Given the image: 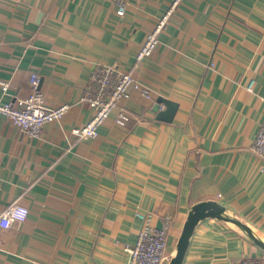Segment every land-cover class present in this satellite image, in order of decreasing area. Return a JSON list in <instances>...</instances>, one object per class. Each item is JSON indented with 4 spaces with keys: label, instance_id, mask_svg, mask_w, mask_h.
Returning a JSON list of instances; mask_svg holds the SVG:
<instances>
[{
    "label": "crops",
    "instance_id": "crops-1",
    "mask_svg": "<svg viewBox=\"0 0 264 264\" xmlns=\"http://www.w3.org/2000/svg\"><path fill=\"white\" fill-rule=\"evenodd\" d=\"M172 1L126 0L119 16L114 0H0V101L28 97L37 73L46 106H69L36 138L0 116V213L29 211L0 229V264H127L139 232L167 218L169 264L191 208L210 200L264 243V162L252 150L264 119V0H183L135 70L149 95L131 90L129 124L114 112L97 138L73 134L92 115L79 99L94 66L133 69ZM159 98L176 105L171 121L159 119ZM246 257L264 250L207 218L182 264Z\"/></svg>",
    "mask_w": 264,
    "mask_h": 264
},
{
    "label": "built area",
    "instance_id": "built-area-1",
    "mask_svg": "<svg viewBox=\"0 0 264 264\" xmlns=\"http://www.w3.org/2000/svg\"><path fill=\"white\" fill-rule=\"evenodd\" d=\"M114 2L117 6V14L123 16L127 9L126 0H114ZM182 2L183 0H173L153 30L147 34L135 56L133 69L123 71L115 65L98 64L94 66L90 79L85 84L79 99L80 104L88 106L92 115L83 127L73 130L76 137L81 139L97 138L100 127L114 112H116L114 118L117 126L123 128L129 124L132 115L123 103L130 98L131 90L149 95L148 89L137 80L135 70L144 59L150 57L157 49L160 33L165 29ZM29 80L32 91L28 97L17 99L14 103L0 101V116L7 118L24 134L36 138L43 135L46 124L62 120L69 106L47 107L45 96L39 90V75L32 73ZM8 88L9 83L0 79V89L6 93ZM252 150L264 162V119L254 140ZM28 214L27 207L18 203L12 204L0 213V229L8 230L21 225L27 220ZM21 215H23L22 220L19 219ZM169 224V218L166 219L161 228L146 224L139 232L137 241L126 247L129 255L127 264H163L168 257L167 231ZM232 264H264V257H246Z\"/></svg>",
    "mask_w": 264,
    "mask_h": 264
},
{
    "label": "water",
    "instance_id": "water-1",
    "mask_svg": "<svg viewBox=\"0 0 264 264\" xmlns=\"http://www.w3.org/2000/svg\"><path fill=\"white\" fill-rule=\"evenodd\" d=\"M160 103H165L167 109L159 115V119H162L163 121H171L174 117L176 105L170 101L159 98L155 106L157 112H159ZM207 218H216L236 225L237 227L245 231L250 239L258 247L264 250V243L254 235V233L246 224L236 218H232L226 215V207L223 204L218 203L214 200L202 201L191 208L188 217L183 225L182 233L178 239L176 245V253L170 259L169 264L183 263L186 251L190 243V239L194 233L196 226L200 221Z\"/></svg>",
    "mask_w": 264,
    "mask_h": 264
},
{
    "label": "clouds",
    "instance_id": "clouds-1",
    "mask_svg": "<svg viewBox=\"0 0 264 264\" xmlns=\"http://www.w3.org/2000/svg\"><path fill=\"white\" fill-rule=\"evenodd\" d=\"M19 219H21V220H22V219H23V215H21V216L19 217Z\"/></svg>",
    "mask_w": 264,
    "mask_h": 264
}]
</instances>
